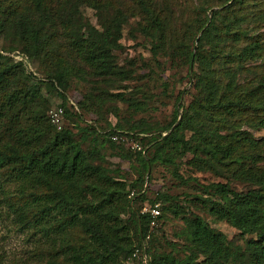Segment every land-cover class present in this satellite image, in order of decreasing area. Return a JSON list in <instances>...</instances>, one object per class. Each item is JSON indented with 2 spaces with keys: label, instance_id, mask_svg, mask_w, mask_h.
I'll list each match as a JSON object with an SVG mask.
<instances>
[{
  "label": "trees",
  "instance_id": "16d2710c",
  "mask_svg": "<svg viewBox=\"0 0 264 264\" xmlns=\"http://www.w3.org/2000/svg\"><path fill=\"white\" fill-rule=\"evenodd\" d=\"M6 1L0 0V32L15 30L25 53L47 58L45 72L52 88L66 89L69 76L80 74L78 63L110 83L128 76L115 54L121 46L122 25L128 19L125 11L100 30L81 17L78 0H32V12L19 11L13 3L5 5ZM245 2L234 0L225 8L230 17H226L223 28L214 21L206 26L208 19L201 25L204 31L196 51L184 52L189 68L197 64L200 69L196 73L197 93L180 120L179 106L174 120L160 128V138L151 143L152 156L137 152L146 174L149 166L175 165L179 154L186 153L195 157L199 168L217 167L229 181L207 185L209 192L220 193L222 199L202 198L204 206L217 220L229 222L242 233L257 235L244 250H238L202 216L183 215L194 247L184 264H264V138L256 139L249 131L236 129L241 127L239 120L251 111L258 114L253 124L264 126V73L255 88L240 83L248 62L264 58V37L238 29L246 17L233 9ZM140 3L142 11L149 14L148 24L140 30L147 35L158 34L160 43L153 49L156 52L166 41L165 26L144 1ZM218 14L214 11L213 17ZM260 16L264 19V13L257 21ZM205 41L211 44L208 50L202 48ZM241 42L246 44L236 49L234 46ZM227 44L231 49L225 47ZM22 66V61H0V118L17 106H34L39 99L43 81L14 85ZM260 67L264 70V63ZM115 95L128 101L124 93ZM129 102L135 111L144 110L145 105L136 98ZM135 124L136 133L109 130L108 139H95L97 145L89 150L82 141L89 134H97L96 127H83L80 140L69 127L59 129L51 122L21 127V135L14 142L0 144V217L12 215L22 232H30L39 248L36 261L126 264L139 259L141 264L180 263L155 247L151 236L154 218L136 206L139 201L145 202L144 192L136 193L135 184L118 177L101 155L102 149L124 146L125 141L118 137L136 141V135L155 130L144 120ZM188 130L189 137L185 133ZM96 155L101 162H96ZM145 176L140 174L138 180L145 182ZM233 180L249 182L251 187L246 192L236 190L231 186ZM171 199L166 192L158 194L152 204H161L157 218L163 216ZM172 212L182 215L177 208Z\"/></svg>",
  "mask_w": 264,
  "mask_h": 264
},
{
  "label": "rangeland",
  "instance_id": "374dc122",
  "mask_svg": "<svg viewBox=\"0 0 264 264\" xmlns=\"http://www.w3.org/2000/svg\"><path fill=\"white\" fill-rule=\"evenodd\" d=\"M52 1V0H46ZM82 1V2H81ZM78 0L79 14L85 21L96 28L103 30L104 25L125 11L128 15L127 22L122 25V38L120 48L115 51L116 59L128 74L120 81L110 83L101 77H95L88 67L78 63L80 74L70 75L66 89L52 88L48 84L47 58L31 57L23 51L24 43L19 39L15 30L6 29L0 32L1 63H17L22 61L19 77L14 85H35L44 82L40 96L34 106L19 107L10 110L0 118V144L15 141L20 134L21 127L46 126L53 121V114H60V127H69L77 139L81 137L83 127H96L97 134H89L82 141L84 148L96 146L95 139H108L107 132L120 129L128 133H136L135 123L144 120L154 132L138 134L136 141L125 136L118 137L125 141L121 148L108 147L101 150L105 157L104 164L116 171L118 177L134 183V191L144 192L145 202H137L136 206L144 211L153 207V201L160 192L171 196V201L166 204L161 218L155 219L151 236L154 245L161 254L171 255L184 264L186 256L194 249L187 235V225L183 215L192 217L200 215L215 229L222 231L233 245V248L244 250L248 242L256 239L254 233H242L239 229L225 220H217L209 213L203 204L202 198L210 197L221 200L222 195L214 190L206 189L212 183H226L229 179L221 174L217 167L211 165L199 168L195 157L191 153L179 154L175 165L156 163L149 166L146 174L144 166L140 165L139 151L144 156H152L154 147L151 143L160 138V128L167 126L174 120L175 111L179 108V118L184 109L191 103L195 89L196 73H200L196 64L193 69L185 59V51L195 52L204 28L201 25L207 20L208 26L212 21L220 28L230 12L225 8L234 0ZM145 2L155 15L161 18L165 26L166 41L163 48L159 47L153 52L154 44H159L158 34L147 35L140 27L147 25L149 14L143 12L140 2ZM17 6L19 11L32 7V0H7L5 5ZM239 16L246 20L238 27L245 30L250 36L261 35L264 37V19L257 21V17L264 13V0H246L243 6L233 9ZM220 14L213 17V12ZM153 13V14H154ZM57 39V38H56ZM246 44L241 42L234 47L240 48ZM227 44L228 49L231 47ZM224 46V45H223ZM211 44L204 42L202 48L209 49ZM49 59L51 56H48ZM66 58V55L63 56ZM261 60L248 62L246 70L240 76V83L249 89L258 85L264 70L260 67ZM248 67V68H247ZM49 69V64H48ZM124 93L128 101L120 100L116 93ZM131 98H136L144 104V110L135 111L130 107ZM69 113L66 114L65 110ZM256 112H248L238 122V129L249 131L256 139L264 138V126L253 124L252 119H257ZM173 130V129H171ZM171 130L169 132H171ZM189 137L191 132H185ZM24 140V138L22 137ZM128 139V140H127ZM140 147V149H139ZM99 148V146L97 147ZM96 162H101L98 155ZM195 164V165H194ZM146 180H138L139 176ZM144 182V184H143ZM231 182V180H230ZM232 188L246 192L251 184L249 182L232 181ZM164 204V203H163ZM182 211V215L173 214V209ZM153 225V224H152ZM151 225V227H152ZM29 231L22 232L14 224L12 215L0 217V264H46L45 261H36L39 248L35 239L29 236ZM200 259H203L200 256ZM139 259L131 260L126 264H141Z\"/></svg>",
  "mask_w": 264,
  "mask_h": 264
},
{
  "label": "built area",
  "instance_id": "2783aa9c",
  "mask_svg": "<svg viewBox=\"0 0 264 264\" xmlns=\"http://www.w3.org/2000/svg\"><path fill=\"white\" fill-rule=\"evenodd\" d=\"M62 111H56L54 112L53 114V121L60 127V114H61ZM140 149V147H139ZM144 213L145 212H149L152 217L154 218V221L152 222L153 225H155V219L157 217H159L161 215V204L159 202H156L154 204L153 207H151L150 210H148L147 208L143 211ZM146 258V257H145Z\"/></svg>",
  "mask_w": 264,
  "mask_h": 264
}]
</instances>
